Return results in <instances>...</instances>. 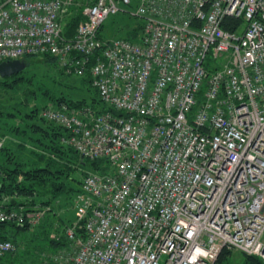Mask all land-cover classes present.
I'll return each mask as SVG.
<instances>
[{"label":"built area","instance_id":"1","mask_svg":"<svg viewBox=\"0 0 264 264\" xmlns=\"http://www.w3.org/2000/svg\"><path fill=\"white\" fill-rule=\"evenodd\" d=\"M121 12L141 35L105 38ZM31 56L88 72L106 104L42 110L109 166L82 181L61 264H214L224 248L264 261V0H0V63ZM47 213L0 207V224ZM14 250L0 237V257Z\"/></svg>","mask_w":264,"mask_h":264},{"label":"trees","instance_id":"2","mask_svg":"<svg viewBox=\"0 0 264 264\" xmlns=\"http://www.w3.org/2000/svg\"><path fill=\"white\" fill-rule=\"evenodd\" d=\"M83 1L86 0L81 2ZM82 8L83 6L72 8L76 12L68 16L67 23L65 21L63 29L65 38H73L78 25L85 19ZM43 57L52 58L56 63L58 62L53 56ZM28 58L30 57L25 58V60ZM22 72L4 78L0 76V78L4 82H14ZM64 73L66 72L64 71ZM67 74L74 75L72 73ZM77 77L82 84H86L84 86H87V90L90 92L94 90L91 94L97 92L91 84V77L88 72L86 75ZM62 103L73 106H91L97 111H104L106 107L98 92L91 96L90 101L86 98L63 96L57 99L52 106L58 107ZM47 106L49 105L27 112L24 118V126L20 123L15 124V122L12 125L8 119H14V116L0 111V140L3 141L0 148V207L4 209L18 210L22 207L26 210L48 209L47 216L55 215V207L59 203L61 205L64 199H72L73 197L69 196L72 192L75 194L73 199L75 204L87 172L103 173L109 169L107 160L90 161L84 159L76 150L64 142L67 135L66 129L42 116V110ZM110 110L116 111L113 108ZM23 151L25 156L21 155ZM22 158H25V161ZM74 169L82 171V174L85 173V176L79 181L80 187L78 189H72L66 184V179ZM31 227L33 226L27 222L24 224L1 223L0 237L14 243L17 241V235L12 233L13 229L20 232ZM49 242L56 246H66V249L69 247L67 236L52 238ZM12 252L14 253V251ZM231 255L232 249L224 248L214 264H224ZM3 257H0V264H7ZM244 259V264H264L262 259L255 255L245 254Z\"/></svg>","mask_w":264,"mask_h":264},{"label":"rangeland","instance_id":"3","mask_svg":"<svg viewBox=\"0 0 264 264\" xmlns=\"http://www.w3.org/2000/svg\"><path fill=\"white\" fill-rule=\"evenodd\" d=\"M73 9L72 13L75 14L76 11ZM140 21L139 18L131 17L127 13H118L106 21L103 35L105 38L135 39L141 35ZM51 59L42 56L30 57L26 60L27 68L14 82H4L0 78V111L14 116V119H8L12 125L15 122L24 126L27 112L41 106L53 105L60 97L86 98L90 101L91 96L96 95L97 92L91 94L94 90L91 92L87 90V86H84L86 84H82L77 76L67 74L58 62ZM21 155L25 156V152L23 151ZM22 159L25 161V158ZM84 174L80 170H72L66 179L68 187L78 189L79 181L85 176ZM69 196L73 198L64 199L61 205L59 203L55 207L56 214L45 215L42 223L38 222L35 226L20 232L13 229L12 233L17 235V241H14V253H7L3 257L7 264H61L59 255L66 246H56L49 241L52 238L65 237L67 226L76 220L74 192ZM71 201L73 203H70ZM244 256L245 253L242 251L232 249L230 259L224 264H244Z\"/></svg>","mask_w":264,"mask_h":264},{"label":"water","instance_id":"4","mask_svg":"<svg viewBox=\"0 0 264 264\" xmlns=\"http://www.w3.org/2000/svg\"><path fill=\"white\" fill-rule=\"evenodd\" d=\"M28 64L26 60H8L0 63V76L2 78L12 76L24 71Z\"/></svg>","mask_w":264,"mask_h":264}]
</instances>
